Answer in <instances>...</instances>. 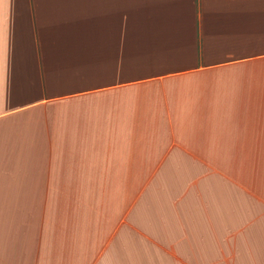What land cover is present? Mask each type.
<instances>
[{"label":"crops","instance_id":"1","mask_svg":"<svg viewBox=\"0 0 264 264\" xmlns=\"http://www.w3.org/2000/svg\"><path fill=\"white\" fill-rule=\"evenodd\" d=\"M0 264H264V0H0Z\"/></svg>","mask_w":264,"mask_h":264}]
</instances>
